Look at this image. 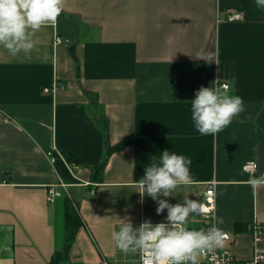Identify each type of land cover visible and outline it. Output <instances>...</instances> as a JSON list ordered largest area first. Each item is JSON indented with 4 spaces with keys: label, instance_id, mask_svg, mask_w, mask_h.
I'll use <instances>...</instances> for the list:
<instances>
[{
    "label": "crops",
    "instance_id": "obj_1",
    "mask_svg": "<svg viewBox=\"0 0 264 264\" xmlns=\"http://www.w3.org/2000/svg\"><path fill=\"white\" fill-rule=\"evenodd\" d=\"M62 8L30 51L0 46V264H50L66 244L68 204L80 226L67 264L133 260L111 234L125 217L138 226L167 215L149 196L141 203L135 183L165 149L190 157L193 177L167 199H201L216 182L220 227L233 237L224 246L249 260L248 227H264V185L254 191L243 171L256 162L264 173V10L255 0H62ZM218 79L245 110L201 136L190 101ZM53 84L65 89L45 94ZM123 142L108 154L107 144ZM60 179L77 191L49 203ZM187 226L203 223L196 216Z\"/></svg>",
    "mask_w": 264,
    "mask_h": 264
},
{
    "label": "clouds",
    "instance_id": "obj_2",
    "mask_svg": "<svg viewBox=\"0 0 264 264\" xmlns=\"http://www.w3.org/2000/svg\"><path fill=\"white\" fill-rule=\"evenodd\" d=\"M255 3L264 10V0ZM62 10V0H0V46L13 56L30 51L35 32L55 23ZM190 102L191 120L201 136H215L245 110L243 97L229 91L219 79L209 86L202 85ZM191 165L190 157L167 149L151 158L144 176L135 183L141 203L144 196H149L157 203L156 213L161 215L167 210V215L160 222L148 218L138 226L129 217L121 219L118 230L111 234L118 249L138 252L142 258L150 256L152 264H202L205 255L212 264L216 250L223 248L227 240V233L220 227L223 218L212 213L204 200L184 196L172 203L167 199L178 186L193 183ZM248 183L255 191L264 185V174L250 176ZM210 214L211 226H187L190 219Z\"/></svg>",
    "mask_w": 264,
    "mask_h": 264
},
{
    "label": "built area",
    "instance_id": "obj_3",
    "mask_svg": "<svg viewBox=\"0 0 264 264\" xmlns=\"http://www.w3.org/2000/svg\"><path fill=\"white\" fill-rule=\"evenodd\" d=\"M57 43H60V39H56ZM227 85L228 90H230V86ZM64 87H60L57 84H53L52 86L45 88V94H54L57 93L59 90H64ZM52 162L54 163L56 158L49 153ZM243 171L250 175H260L259 173V166L256 162H247L243 165ZM145 174V173H144ZM143 174V176H144ZM264 174V173H261ZM69 184L64 182L62 179L59 180L57 184L51 185L47 191V201L49 203H55L59 199L68 196L69 197ZM217 183L212 182L208 184L206 191L204 192L201 200H204L209 207L211 208V212L218 216V207H217ZM211 214L208 217L205 216H197L199 220L203 223V228H207L211 226L212 220L210 218ZM249 232L252 235V245H253V256L249 260H239L235 257L232 251L227 248L223 247L216 250V258L212 262V264H264V247L261 245L264 243V228L263 225L260 223L255 222L254 224L248 227ZM227 233V240L226 242H230L233 240L232 235ZM137 259L139 264H152V259L150 256L145 255L143 258L141 257L140 253L137 252ZM202 264H209L208 256L205 255L202 257Z\"/></svg>",
    "mask_w": 264,
    "mask_h": 264
},
{
    "label": "trees",
    "instance_id": "obj_4",
    "mask_svg": "<svg viewBox=\"0 0 264 264\" xmlns=\"http://www.w3.org/2000/svg\"><path fill=\"white\" fill-rule=\"evenodd\" d=\"M125 143L127 142L120 143L119 145L114 146V147H111V145L107 144L108 149H109L108 154L113 153V151L115 150L123 148ZM69 160H72V159H69ZM107 161H108V158L105 159L101 164L97 166V172H100L102 169H104L105 165L107 164ZM65 223H66L68 237L66 239L64 250L63 252H57L50 264H67L68 263L67 261L68 252L75 240L76 234L80 226V217L78 215V212H76V210H74L70 204L67 205Z\"/></svg>",
    "mask_w": 264,
    "mask_h": 264
},
{
    "label": "rangeland",
    "instance_id": "obj_5",
    "mask_svg": "<svg viewBox=\"0 0 264 264\" xmlns=\"http://www.w3.org/2000/svg\"><path fill=\"white\" fill-rule=\"evenodd\" d=\"M69 191H70V193L72 194V196L76 193V191L77 190H74V189H69ZM92 194L94 193V191H92L91 192ZM69 197H70V195H69ZM71 201H72V199H71ZM74 205V204H73ZM75 206L76 207H78L76 204H75ZM75 210V209H74ZM264 228V227H263ZM135 254H136V256H135ZM133 260H132V258H131V256H130V262H125L124 263V259H123V256L122 255H120V257H119V259H118V263H114V262H112L113 264H139V262H138V259H137V253H133Z\"/></svg>",
    "mask_w": 264,
    "mask_h": 264
}]
</instances>
